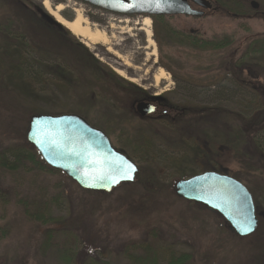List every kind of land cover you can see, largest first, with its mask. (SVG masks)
<instances>
[{
    "label": "rangeland",
    "instance_id": "374dc122",
    "mask_svg": "<svg viewBox=\"0 0 264 264\" xmlns=\"http://www.w3.org/2000/svg\"><path fill=\"white\" fill-rule=\"evenodd\" d=\"M3 1L0 0V28L8 25L9 33L0 31L2 74L8 82L9 77L16 85L17 81L21 82L22 88L12 86L8 87L9 90H0V149L26 137L31 112L50 115L79 112L91 125L112 133L113 139L121 142L127 138V133L135 134L143 129L150 139L154 133L153 141L161 140L155 131L160 125L158 121L150 125L152 128L145 126L151 121L143 123L137 118L131 123L125 121L128 118L126 112L133 109L138 99L136 93L129 92L131 86L157 84L159 87L154 92L170 103L192 107V116L188 109L180 120L181 153L171 151V157L180 155L175 158L173 168L163 159L166 156L158 153L161 147L155 142L152 149H141L133 142L127 153L135 157L132 159L137 160L142 173L139 171L133 182L121 184L109 193L84 191L66 175L45 171L26 175L21 185L5 177L0 181L3 197L15 192L16 196L30 200H50L53 216L62 218L77 237L82 252L78 264L89 256L110 260L111 264H130L120 259L118 252L125 244L139 241L149 242L158 250L159 264H166V254L170 250L190 254L189 264H264V128L251 130L244 121L264 107V57L259 56L258 63L250 61L241 68H231L230 65L253 40L264 39V16L230 19L213 13L205 19L181 16L150 20L155 39L149 37L155 42L152 46L159 60L158 69L153 70L150 61L136 59L139 52H150L141 47L144 44L140 39L146 33L139 29L142 27L140 19L122 17L119 22L113 19L114 15L104 14L76 0H50L52 6H64L60 13L64 19H73L74 10L79 9L91 28L105 31V43L87 46L45 10L42 0H19L25 11L45 20V33L54 44L51 49L54 54L59 53L55 44L62 40L60 42L68 51L61 58L66 57L71 62L75 55L79 57L78 43L101 67L113 73L105 81H99L88 72H72L73 81L70 83L56 72V64L62 62L48 53L49 44L45 48L36 45L37 49L30 55L20 50L21 44H17V39L12 36L19 34V29L29 28L28 21L17 13L12 0H7L11 14L2 10ZM192 27H198L199 35L204 39L227 34L233 36V42L210 54V51L192 49L183 41L170 38L166 32L172 29L187 34ZM34 39L35 44L39 43ZM126 42L130 46L125 47ZM115 50L120 55L119 60L114 55ZM21 53L22 68H27L28 74L19 79V71L11 69L18 63L16 57ZM43 58H47L53 70L47 68L45 61L38 62ZM121 59L127 65L115 63ZM141 63L147 64L143 66ZM117 66L119 70H126L127 76H120L114 70ZM29 69L37 71L40 76L35 77ZM160 69L166 79L155 82L151 74L156 75ZM165 89L171 91L162 92ZM7 105L12 110L5 107ZM200 109L207 110L210 115L201 118L196 114ZM217 109L220 112H216ZM237 119H243L244 123ZM125 124L131 127L127 128ZM234 135L240 140L239 145L235 142L234 147L227 146L226 141L230 137L234 139ZM244 139L249 142L246 144ZM253 144L259 145L255 152ZM161 153L169 155L167 151ZM203 170L238 176L248 186L261 208L257 213L258 231L239 237L216 211L175 195L173 186L177 180ZM140 173L151 174L153 179L145 182L142 178L140 181ZM10 200L8 204L0 202V225L10 230V235L0 243V263L59 264L54 250L45 253L41 250L44 228L26 219L14 199ZM152 233L156 235L153 239L149 238Z\"/></svg>",
    "mask_w": 264,
    "mask_h": 264
},
{
    "label": "trees",
    "instance_id": "16d2710c",
    "mask_svg": "<svg viewBox=\"0 0 264 264\" xmlns=\"http://www.w3.org/2000/svg\"><path fill=\"white\" fill-rule=\"evenodd\" d=\"M12 3H15L17 6V13H20V15H23L22 17L24 19H27L29 28L19 29L16 36H12L15 39H17V44H21L20 50L22 49L23 52L27 55V53L34 51L38 48V46H44L49 44L47 47L48 53H51L54 59H59L61 64H56V72L61 73V76L65 77L61 79L66 80L68 82H72L73 79L70 77L72 75V72H88V74L93 77V79L96 80H106L105 78L108 75H111L110 71L106 70L104 67H101V65L95 61L90 55L86 53V50L77 43L76 47L80 49V51H77L79 53V57L75 55V58L70 59L71 62H68L65 57L63 60L64 52L67 54L68 48L66 45L60 41L55 44L56 48H58V51L60 55L54 54L53 50V43L48 40V36L46 35V26L45 20L38 17L34 13L27 12L24 10L23 6L18 3L19 0H12ZM217 2L220 4V0H217ZM13 7V6H12ZM1 8L2 10L7 11V13L11 14V6L10 3L7 0H4L3 3L1 2ZM228 9L229 12L226 17H229L230 19H250L252 17L257 16H264V0H259V8L258 9H252L248 5H244L243 3H239L235 0H228ZM25 21V20H24ZM33 23V24H31ZM36 24V25H34ZM32 25V28L30 27ZM7 26H4L3 28H0V31L9 33V30L7 29ZM245 28V26H242ZM248 29V28H245ZM21 32V33H20ZM168 36L173 39H177L178 42H184L185 45L187 44L188 47L192 49H199L204 50L205 52L210 51L211 53H215L216 51L222 50L223 48H226L230 46L233 42V36L224 34L222 36L218 37H212V38H200L199 36H194L190 33H181L179 31H174L172 29L166 30ZM180 33V34H178ZM12 34V33H11ZM171 34V35H170ZM34 37L36 40L39 41V43H34ZM186 39V41L184 40ZM34 39V40H33ZM37 45V48L35 47ZM1 49L3 47H0ZM22 52V53H23ZM17 55L18 63L13 66L11 69L12 71L16 70L19 71V79L26 77L25 75L28 74L27 68H22V60H23V54ZM201 53V51L198 53V55ZM264 57V39H255L253 40L247 47L246 51L237 59L234 63L230 64L231 68H241L246 64H249L250 61H258V57ZM2 53L0 52V90L10 89L8 87L15 86V88H22V83L17 81V85L15 81L12 79V77H9V82L7 80V77H3V69L1 68V64L3 63ZM44 60L39 59L38 62L45 61L47 63V58H43ZM21 60V61H20ZM62 60V61H61ZM55 61V60H54ZM25 62V61H24ZM261 61H259L260 63ZM71 63V64H70ZM77 63V65H75ZM258 63V62H257ZM66 66L68 68H66ZM30 67V66H29ZM47 68L50 70H53V66L51 67V64L47 63ZM31 74H33L35 77L40 76V74L37 71H32L29 69ZM70 72V75L69 73ZM9 72H7V75ZM12 75V74H11ZM10 75V76H11ZM15 75V74H13ZM55 77V76H54ZM76 79V77H74ZM77 80V79H76ZM3 81V82H2ZM61 81V80H60ZM13 88V87H12ZM9 109L10 106H5ZM8 109V111H9ZM12 110V109H11ZM220 109H217L219 111ZM14 112V110H13ZM220 112V111H219ZM39 113V112H38ZM207 110L200 109L199 112L196 111V114L201 116V118L208 117L210 114ZM215 113V112H214ZM37 112H31V115H36ZM79 114V112H77ZM81 115V114H80ZM83 116V115H82ZM240 118V117H239ZM238 122L244 123L243 119L239 120ZM246 124L251 130L254 129H263L264 128V107L261 109H258L257 111L253 112L250 116L246 117L244 119ZM261 126V127H260ZM259 127V128H258ZM255 132V131H253ZM259 132V131H257ZM256 133V132H255ZM238 136V135H237ZM243 140V138H241ZM246 141V144L249 142ZM237 142L239 145L240 140L238 141L237 138L234 139L230 137V140L226 141L227 146L234 147V143ZM254 143V142H253ZM254 145V144H253ZM258 146L254 145V152L257 149ZM252 158V157H251ZM254 160V159H253ZM242 164V163H241ZM48 172L58 175H65L62 171L54 169L49 167L41 158L38 151L30 145L26 137H23L22 140L18 141L16 144H10L8 146H5L0 149V181L3 180L5 177H9L14 184L21 185L25 176L28 174L33 175L32 173H42V172ZM208 171V170H203ZM214 171V170H213ZM141 172V170H140ZM142 173V172H141ZM140 173V175H142ZM199 173V172H198ZM195 174V173H194ZM138 175V176H140ZM144 175V174H143ZM140 176V181L143 179L145 182H150V178L153 179L152 175L146 174L144 176ZM235 179L241 181V179L238 176L231 175ZM142 181V184L145 182ZM246 186V185H245ZM248 188V186H246ZM83 190V189H82ZM249 190V188H248ZM88 191V190H84ZM250 191V190H249ZM88 192H97L104 194L105 192L102 191H88ZM251 192V191H250ZM252 193V192H251ZM253 195V194H252ZM254 196V195H253ZM11 198H13V202L15 205L19 206L25 215L26 219H28L30 222L40 225L44 228L42 239H41V250L43 253L45 251H51L54 250L56 254V258L59 262V264H78V259H80L81 251L79 249L78 240L77 237L67 228L65 225V222L61 220L62 218L54 217L52 214V205L51 201L48 199H43L40 201L36 200H30L22 196H16V193L13 192L10 194L9 197L6 196L3 197L2 192H0V202L8 204V202H11ZM254 198V197H253ZM255 201V198H254ZM195 203V202H194ZM256 206V201L254 202ZM199 204V203H197ZM202 205V204H200ZM204 206V205H202ZM257 215V214H256ZM259 221V219H258ZM259 223L257 231L259 229ZM256 232V231H255ZM10 235V230L7 226H1L0 225V243L5 240ZM155 233L150 234L149 238L155 237ZM118 256L120 259L125 260L126 262L130 264H159V252L157 249L149 245V242H131L127 243L124 246H122L118 252ZM166 264H189L191 260V255L188 253H176L174 250L167 251L166 254ZM3 264V263H0ZM81 264H111L110 260H102L97 259L93 256H89L83 261Z\"/></svg>",
    "mask_w": 264,
    "mask_h": 264
},
{
    "label": "water",
    "instance_id": "95a60500",
    "mask_svg": "<svg viewBox=\"0 0 264 264\" xmlns=\"http://www.w3.org/2000/svg\"><path fill=\"white\" fill-rule=\"evenodd\" d=\"M77 1L116 14H200L192 10L187 0ZM191 1L205 8L210 7L204 0ZM250 5L253 9L258 8L255 1H251ZM153 109L150 104H137V110L142 115ZM26 140L49 167L62 171L83 190L109 193L122 183L133 182L138 172L136 164L112 147L109 138L100 129L75 113L32 115ZM127 175L131 179L126 178ZM174 193L178 198L216 211L239 237L253 234L258 226L251 193L229 175L201 172L178 180ZM245 228L250 230L245 232Z\"/></svg>",
    "mask_w": 264,
    "mask_h": 264
},
{
    "label": "flooded vegetation",
    "instance_id": "af4514ba",
    "mask_svg": "<svg viewBox=\"0 0 264 264\" xmlns=\"http://www.w3.org/2000/svg\"><path fill=\"white\" fill-rule=\"evenodd\" d=\"M206 2L209 3L210 7L208 8H205V7H202L200 5H197L196 3H194L193 1L191 0H187L189 6L192 8V10H195L197 12H200V14L198 15H192V16H188V15H183V14H175V15H149V14H140V15H126V14H116V13H110L106 10H101L99 9V11H101L102 13L104 14H111V15H114V20H117L119 22H121L123 19H120L122 17H130V18H133V17H136V19H140L141 20V23L143 20H145L146 18H148L149 20H152L151 22L153 21H157L159 19H162V18H170V17H189V18H206L208 15H211L213 13L215 14H219L221 16H227L228 12H229V9H228V0H220V4L217 2V0H204ZM235 1H238L239 3H243L244 5H248L249 7H251L250 3L251 1H255L258 3V8H259V0H235ZM252 8V7H251ZM257 8V9H258ZM253 9V8H252ZM198 27H192V28H189L188 32L194 36H199L200 38H202L200 35H199V31L197 29ZM200 28V27H199ZM141 30V28H139ZM149 30H150V36H152L154 39H155V34L151 31V25L149 27ZM180 30V29H178ZM145 32V31H143ZM180 32H184V31H180ZM180 34V33H178ZM147 35L144 34L143 38L140 39V42L142 44H144L142 47V49H147V50H150V52L148 53L147 51H141L137 54L136 56V59L139 61L143 60L145 62H151L150 64V67L155 70V69H158L156 67V64L158 65L159 64V60L157 59V55H154V50H155V47H153L152 45H150V37H146ZM152 42L155 44V42L152 40ZM125 47L127 46H130V43L129 42H126L124 44ZM157 51V49H156ZM114 55L115 57L119 60V54L118 52L115 50L114 52ZM147 56V57H146ZM150 56V57H148ZM121 62L115 60V63L118 65V66H122V65H125V62L122 61V59L120 60ZM143 66L146 65L147 63H141ZM118 66L114 68L115 71H118ZM122 72H125V75L127 76V71L126 70H120ZM151 77L154 79V75L151 74ZM122 83H124L123 81H121ZM157 85V84H156ZM156 85H152L150 84L149 86L145 87V86H140L138 85L139 87L137 86H131L129 88L131 89H128L129 92L131 93H136L137 94V102L135 103L133 109H129L126 113L128 114L127 115V120L125 119L126 122H133L134 118L136 119H139L138 121L140 122H150L151 124L149 125H145L147 127H151L150 125H152L153 122H156L158 121L159 122V127L157 125V128L155 131H157V136L158 137H161V140L160 138L157 140V141H153V137H155L154 133L151 135V139L148 136V133L145 132V129L143 130H140V131H136L135 134H132L130 132V134L127 133V130H126V133H127V138L124 140V141H119L118 139H113L112 137V133L104 130V129H101L99 127H95L93 125H90L97 128V129H100L110 140V143L112 145V147H114L117 151H119L120 153H122L123 155H125L128 159H130L132 162H134L136 165H137V160H133L132 158H135V157H131L127 152L128 149L132 148V145H133V142H135V146H138L140 147L141 149H144V147L148 148V149H152L153 148V144L155 142L156 145H159V147H161L160 151L158 153L161 154V156H166L165 158H163L164 160H166L167 163L170 162V167L173 168L174 167V160H176L175 158H178L180 157V153H181V140H180V133H179V129H180V120L182 118V116L188 112V109H190V115L192 116V107H188L186 108V106H183V107H179V105H176L174 103H170L169 101H167L165 99L164 96H161L160 94L158 93H155L154 90L155 89H158L159 86H156ZM142 88V89H141ZM164 91H171V89H165L163 90L162 92ZM136 97V98H137ZM138 103H146V104H150L151 106L154 107L153 111L149 112V113H146V114H141L140 111L137 110V104ZM187 110V111H186ZM131 113V114H130ZM125 126L127 128H130L131 126L128 125V124H125ZM152 128V127H151ZM129 130V129H128ZM130 131V130H129ZM191 136V135H190ZM137 139V140H136ZM188 141V140H187ZM121 142V143H120ZM130 142V143H129ZM139 142V145H137ZM192 142V141H191ZM176 150L179 154L175 157H171L170 153L171 151H174ZM164 151H167L169 152V155H165L164 153H161V152H164ZM138 167V165H137ZM140 171L139 167H138V172ZM182 179V178H181ZM180 180V179H179ZM178 181V180H177ZM254 197V196H253ZM253 201H254V198H253ZM256 201V200H255ZM254 201V202H255ZM255 205V203H254ZM260 206L256 203V206H255V211H256V214L260 212ZM263 210V209H262ZM261 210V211H262Z\"/></svg>",
    "mask_w": 264,
    "mask_h": 264
},
{
    "label": "bare ground",
    "instance_id": "6f19581e",
    "mask_svg": "<svg viewBox=\"0 0 264 264\" xmlns=\"http://www.w3.org/2000/svg\"><path fill=\"white\" fill-rule=\"evenodd\" d=\"M42 5L45 10L53 17L55 20L65 27L73 36L81 39V41L89 46L91 44H95L97 42L105 43L107 41V35L104 30H100L98 28H91L88 24L82 12L79 9H75V17L71 20H66L61 16V11L64 9V6L58 4L56 6H52L50 0H42ZM150 20L146 18L142 22L141 30L145 31L146 35L149 37L150 35ZM150 45H153L152 40L150 39ZM110 49V48H109ZM107 49L108 51H110ZM125 65L127 63L125 62ZM120 76H126L124 72L118 70L116 71ZM162 79H166V74L162 69L158 70L156 75H154V81L158 82Z\"/></svg>",
    "mask_w": 264,
    "mask_h": 264
},
{
    "label": "snow or ice",
    "instance_id": "6c2138e0",
    "mask_svg": "<svg viewBox=\"0 0 264 264\" xmlns=\"http://www.w3.org/2000/svg\"><path fill=\"white\" fill-rule=\"evenodd\" d=\"M129 169L131 170V166H129ZM126 178L131 179V176H130V175H127ZM114 182H116V181L114 180ZM249 230H250L249 228H245V229H243V231H245V232H247V231H249Z\"/></svg>",
    "mask_w": 264,
    "mask_h": 264
}]
</instances>
